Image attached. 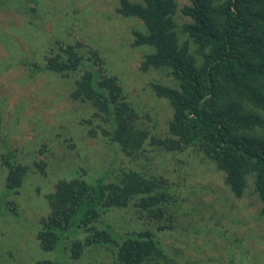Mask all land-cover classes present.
<instances>
[{"label":"rangeland","instance_id":"obj_1","mask_svg":"<svg viewBox=\"0 0 264 264\" xmlns=\"http://www.w3.org/2000/svg\"><path fill=\"white\" fill-rule=\"evenodd\" d=\"M142 2V0H130ZM180 40L190 17L182 9L191 0H176ZM121 0H0V261L2 264H121L116 247L95 244L79 259L70 249L44 251L38 239L40 220L49 213L47 196L59 181L117 182L129 171L162 180L171 196L162 219H151L135 205L106 210L97 224L121 239L140 232L155 235L167 258L148 264H264V216L254 178L242 197L225 182V173L193 147L168 151L153 142L169 136L173 110L153 85L177 88L169 68H142L148 45H135L144 23L118 13ZM78 45L101 73L116 77L125 101L135 109V129L148 133L138 156L122 150L105 131L110 120L71 93L82 71L69 77L36 69L61 45ZM191 51L195 45L190 41ZM97 51L101 64L94 65ZM31 65V66H30ZM94 65V66H93ZM86 69V67H84ZM35 71V72H34ZM137 154V153H136ZM27 167L22 187H6L2 158ZM169 226L159 229L160 226Z\"/></svg>","mask_w":264,"mask_h":264},{"label":"trees","instance_id":"obj_2","mask_svg":"<svg viewBox=\"0 0 264 264\" xmlns=\"http://www.w3.org/2000/svg\"><path fill=\"white\" fill-rule=\"evenodd\" d=\"M177 11L176 0H121L118 8L119 14L138 18L146 27V33H136L135 45L151 46L154 52L145 56L142 68H169L178 82L177 88L153 85L157 95L169 101L173 117L169 136L152 140L168 151L193 147L203 152L225 173V182L237 197L243 196L252 176L264 216V0H191L182 9L192 20L181 28L188 37L185 41L180 40ZM91 55L94 65L101 64L97 51ZM89 60L78 45L66 44L46 57L44 68L34 67L63 77L82 71L72 98L89 102L98 115H106L113 128L104 132L124 152L138 156L148 133L135 129L137 114L125 101L118 79L102 74L94 65L87 69ZM12 159V155L2 158L8 169L6 187L18 192L28 169ZM164 184L135 171L111 183L59 181L55 192L47 196L49 213L40 220L42 249L66 251L70 249L67 239L84 232L85 240L71 243L75 260L95 244L116 247L121 264L166 259L150 231L119 239L110 228L97 226L106 210L126 207L133 199L151 219H162L171 199ZM34 264L56 263L42 260Z\"/></svg>","mask_w":264,"mask_h":264}]
</instances>
